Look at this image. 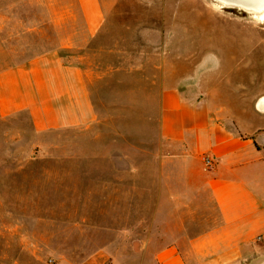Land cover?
I'll list each match as a JSON object with an SVG mask.
<instances>
[{"label": "rangeland", "instance_id": "374dc122", "mask_svg": "<svg viewBox=\"0 0 264 264\" xmlns=\"http://www.w3.org/2000/svg\"><path fill=\"white\" fill-rule=\"evenodd\" d=\"M38 3L0 0V71L58 44ZM104 3L82 58L98 120L38 132L25 111L0 115V264H155L173 244L189 257V240L220 217L205 158L161 134L165 89L264 136V20L213 0ZM247 264H264V245Z\"/></svg>", "mask_w": 264, "mask_h": 264}, {"label": "crops", "instance_id": "0c3cea01", "mask_svg": "<svg viewBox=\"0 0 264 264\" xmlns=\"http://www.w3.org/2000/svg\"><path fill=\"white\" fill-rule=\"evenodd\" d=\"M39 1L53 16L59 42L0 71V115L25 111L38 132L93 125L98 117L82 58L105 26V0ZM219 121L205 99L188 98L179 88L161 94L163 138L189 156L212 161L203 173L220 221L189 240V257L180 245H168L155 264H247L264 245V136Z\"/></svg>", "mask_w": 264, "mask_h": 264}, {"label": "bare ground", "instance_id": "6f19581e", "mask_svg": "<svg viewBox=\"0 0 264 264\" xmlns=\"http://www.w3.org/2000/svg\"><path fill=\"white\" fill-rule=\"evenodd\" d=\"M222 8L239 9L250 13L253 17L264 20V0H213ZM257 109L264 113V97L257 101Z\"/></svg>", "mask_w": 264, "mask_h": 264}, {"label": "built area", "instance_id": "2783aa9c", "mask_svg": "<svg viewBox=\"0 0 264 264\" xmlns=\"http://www.w3.org/2000/svg\"><path fill=\"white\" fill-rule=\"evenodd\" d=\"M205 162L209 167L212 166V161L209 158H205Z\"/></svg>", "mask_w": 264, "mask_h": 264}]
</instances>
